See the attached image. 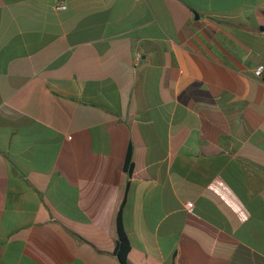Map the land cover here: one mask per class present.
I'll return each mask as SVG.
<instances>
[{
  "label": "crops",
  "instance_id": "obj_1",
  "mask_svg": "<svg viewBox=\"0 0 264 264\" xmlns=\"http://www.w3.org/2000/svg\"><path fill=\"white\" fill-rule=\"evenodd\" d=\"M258 66L264 0H0V264H264Z\"/></svg>",
  "mask_w": 264,
  "mask_h": 264
},
{
  "label": "trees",
  "instance_id": "obj_2",
  "mask_svg": "<svg viewBox=\"0 0 264 264\" xmlns=\"http://www.w3.org/2000/svg\"><path fill=\"white\" fill-rule=\"evenodd\" d=\"M124 169L128 174H130L131 165H130V153L128 152L125 159ZM130 249L128 238L123 231L119 219L117 218V241L114 249V255L117 257L120 264H127V254Z\"/></svg>",
  "mask_w": 264,
  "mask_h": 264
},
{
  "label": "built area",
  "instance_id": "obj_3",
  "mask_svg": "<svg viewBox=\"0 0 264 264\" xmlns=\"http://www.w3.org/2000/svg\"><path fill=\"white\" fill-rule=\"evenodd\" d=\"M55 9L56 10H64V9H66V6L62 3H60V4L55 6ZM263 73H264V70H263L262 66H258L254 72L255 76L258 78L263 77V75H264ZM188 207H191V204H188Z\"/></svg>",
  "mask_w": 264,
  "mask_h": 264
}]
</instances>
